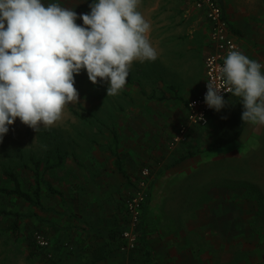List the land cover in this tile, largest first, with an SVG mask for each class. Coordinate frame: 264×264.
<instances>
[{"label":"rangeland","instance_id":"rangeland-1","mask_svg":"<svg viewBox=\"0 0 264 264\" xmlns=\"http://www.w3.org/2000/svg\"><path fill=\"white\" fill-rule=\"evenodd\" d=\"M77 23L83 21L78 17ZM150 64L133 62L127 83L116 96H107V82L94 85L82 70L75 76L80 102L68 105L56 125L41 126L37 132L18 118L9 125L0 141V183L5 182L3 168L10 166L23 173L28 189L31 158L42 160V165L57 163L60 156L64 160L45 172V179L61 195L44 186L41 206L0 195V206L23 214L19 239L9 230L12 218L0 220V264H52L53 258L29 256L28 235L33 238L41 229L53 251L52 229L45 222L71 218L78 210L74 198L123 201L138 187L140 169L157 170L156 160L171 153L182 160L161 174V181L156 179L154 200L184 202V214L177 221L183 223L185 241L200 251L189 255L188 264H264V135L224 145L215 153L188 155L196 147V128L185 141H172L192 96L174 93L167 85L154 91L141 89L138 75L146 74ZM196 144L205 148L208 142ZM115 158L131 172L129 184H123L124 175L113 168ZM119 179L120 188L112 189L109 184L117 186ZM152 198L151 191L144 205ZM125 212L128 221L126 207Z\"/></svg>","mask_w":264,"mask_h":264},{"label":"clouds","instance_id":"clouds-1","mask_svg":"<svg viewBox=\"0 0 264 264\" xmlns=\"http://www.w3.org/2000/svg\"><path fill=\"white\" fill-rule=\"evenodd\" d=\"M141 0H92L78 14L42 0H0V141L17 118L36 132L63 119L80 102L75 76L86 70L107 96L124 89L135 61H155L151 25L138 10ZM260 62L231 48L219 67L220 83L209 79L205 102L220 111L221 90L239 97L241 119L264 125V72Z\"/></svg>","mask_w":264,"mask_h":264},{"label":"crops","instance_id":"crops-1","mask_svg":"<svg viewBox=\"0 0 264 264\" xmlns=\"http://www.w3.org/2000/svg\"><path fill=\"white\" fill-rule=\"evenodd\" d=\"M42 2L46 6L49 3H58L63 7H70L79 15L90 12L89 5L92 0H42ZM219 2L228 21L229 32L241 52L259 62L264 54V0ZM138 10L151 25L150 40L158 54L155 61H149L151 64L146 74L138 75L142 82L138 86L154 91L157 87L167 85L177 94L192 97L198 94L204 79V58L212 50L209 40L210 24L205 11L196 7L194 0H141ZM185 120L186 115L182 122ZM208 124L205 127L189 128L188 136L195 128L194 132L197 130L193 142L196 147L192 149L195 155L215 153L213 151L215 149L209 148V145L220 130L216 114H210ZM254 134L264 135V125L248 123L243 133L229 144L247 142ZM203 139L208 142L205 148L196 144ZM248 151L247 155H251V151ZM181 157L172 153L167 154L164 159L156 160L155 164L159 165L157 170L151 168L152 177L148 193L151 194L152 191L153 198L143 207L138 226V244L135 249L126 251L120 249L124 242L121 233L127 227L125 200L128 195L123 201L119 198L110 200L96 198L94 202H85L81 198H74L76 202L73 205L78 210L71 218L45 222L52 229L51 235L55 243L53 251L52 244L51 248L49 247L52 257L48 256L50 254L48 252L42 258L45 260L50 259L49 257L55 258L53 264H188L189 255L200 254V251L185 241L187 237L182 232L183 223L177 221L178 217L184 214V202L179 200L172 205L174 202L169 200H160L158 203L154 200L156 179L161 181L160 175L178 165ZM114 163L116 166L113 168L117 167L124 175L126 183L123 184H129L131 178L128 180L118 166L121 165L129 174L131 172L122 165L120 158H115ZM121 182L119 179L117 186L114 184L109 186L116 190L120 188Z\"/></svg>","mask_w":264,"mask_h":264},{"label":"built area","instance_id":"built-area-1","mask_svg":"<svg viewBox=\"0 0 264 264\" xmlns=\"http://www.w3.org/2000/svg\"><path fill=\"white\" fill-rule=\"evenodd\" d=\"M196 7L205 11L206 18L210 24L209 40L212 50L204 58V79L200 92L190 98L187 102L186 120L178 126L177 133L172 144L183 142L188 137L189 128L193 126L205 127L209 123V112L212 108L205 102L207 83L209 79L220 83L219 67L223 64L224 57L231 48L241 51L239 45L229 32L228 21L219 0H194ZM259 62L264 65V55ZM264 72V67L261 69ZM224 100L231 96L230 93L221 90ZM152 177V170L149 166H143L140 170L138 187L130 193L125 205L128 211L127 227L122 231L124 240L120 249L123 251L132 250L138 244V225L141 219V212L148 196L149 183ZM35 242L42 248L48 249L50 240L42 232L36 231L33 234ZM50 253V252H49ZM51 256V253L48 254Z\"/></svg>","mask_w":264,"mask_h":264},{"label":"trees","instance_id":"trees-1","mask_svg":"<svg viewBox=\"0 0 264 264\" xmlns=\"http://www.w3.org/2000/svg\"><path fill=\"white\" fill-rule=\"evenodd\" d=\"M225 101L226 105L220 111H216L212 108L209 112V118L210 114L217 115L220 127L219 132L210 142L209 148L211 149H217L235 141L243 133L246 125L249 123L243 122L241 119L242 112L244 111L241 98L233 96L228 97ZM194 153L195 151L190 150L188 155H193ZM63 160L64 158L60 156L57 163L48 164L47 162H44L45 164L42 165V160L31 158L29 168L32 172V176L30 182L31 186L28 189L25 187V178L22 172L10 166L4 167L2 170V176L5 179V182L0 183V195L20 199L35 206H41V195L44 186H46L51 192L61 195V192L55 188L51 182L45 179V172L50 168H57L63 163ZM118 167L124 172L129 180L131 174L125 172L121 165ZM22 217L23 214L20 212L12 211L0 206V220L4 218H12V221L9 224V230L16 239H19L20 237V222ZM38 231H41V229ZM26 240L30 249L29 256L31 258L40 260L45 253L47 254L50 252V248H48L47 251L40 247L35 242L34 238H32V235H28ZM51 257H49L50 260L52 259ZM53 262L54 259H52V264Z\"/></svg>","mask_w":264,"mask_h":264}]
</instances>
